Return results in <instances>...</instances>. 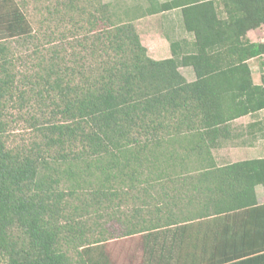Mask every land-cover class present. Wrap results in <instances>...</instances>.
<instances>
[{"label": "trees", "instance_id": "1", "mask_svg": "<svg viewBox=\"0 0 264 264\" xmlns=\"http://www.w3.org/2000/svg\"><path fill=\"white\" fill-rule=\"evenodd\" d=\"M46 1L37 27L0 0V263L264 264L246 220L264 158L219 166L207 138L264 108V42L249 37L264 0ZM176 8L194 40L168 36L172 56L155 59L135 20ZM25 115L40 138L9 146ZM122 205L124 235L108 237Z\"/></svg>", "mask_w": 264, "mask_h": 264}, {"label": "crops", "instance_id": "2", "mask_svg": "<svg viewBox=\"0 0 264 264\" xmlns=\"http://www.w3.org/2000/svg\"><path fill=\"white\" fill-rule=\"evenodd\" d=\"M166 1V0H160ZM152 20V22H150ZM148 21L147 30L149 34L158 35L157 41L163 55L152 56L155 59H164L172 56L170 38L189 41L194 40V36L185 32L183 28L182 11L179 8L147 16H141L135 20L137 28L139 24ZM138 31L142 36L139 28ZM257 30L249 32V37L257 41ZM143 39V38H142ZM252 75L256 83L260 82L261 66L259 59L250 60ZM182 73L189 81L196 79V74L191 66H182ZM210 143L212 145L211 153L219 166L234 163L242 160L263 159L264 158V108L239 115L233 119L219 123L209 132ZM209 143V144H210ZM257 208L260 213L251 214V218H246L251 222L252 227H258V230L264 229V186L256 187ZM256 208V207H254ZM262 209V210H261Z\"/></svg>", "mask_w": 264, "mask_h": 264}, {"label": "rangeland", "instance_id": "3", "mask_svg": "<svg viewBox=\"0 0 264 264\" xmlns=\"http://www.w3.org/2000/svg\"><path fill=\"white\" fill-rule=\"evenodd\" d=\"M26 1L28 2V4H26ZM106 1L112 2L114 4V7H116V9L120 12H122V10H124L128 5H132L136 3V0H106ZM44 2L46 3L47 1L46 0H18V3H20L21 5L25 4L26 9L28 5L29 16L31 20L34 22V26L36 25L37 27L40 26V20L43 19L42 17L44 16L46 12V9L44 7ZM150 22H152V20H150ZM45 24L48 25V22H45ZM147 25H149L148 21H144L141 24H139V27H138L143 36L141 37L142 43L148 48V53L151 57L163 55V53H160L161 48L158 47L159 46V43L157 41L158 35L149 34L148 30L146 29ZM255 37L257 38V40L264 42V28L257 30ZM13 43H15L16 49L18 50V52H21V54L26 53L27 50L31 48V45L23 46L22 44L18 42V40H13ZM27 117L28 116L25 115L23 118H18L13 122H12L13 118H10L11 121L9 122V126L5 134V137L7 139V143L9 146H14L16 144L21 145L24 143L30 144L37 137L40 138L38 135L39 132H37L34 129V127L30 125V122L27 120ZM129 208L130 207L128 205H122V209H121L122 211L118 212L115 215V218H113L114 219L113 221L111 220L108 221L107 223V226L109 229L108 237H111V235L113 236V233L115 237L118 236L116 238L122 237L124 235L125 228H124L123 223H121V221L122 219H126V216L130 214ZM125 211L128 214H126ZM119 217H120V220H119ZM129 245L127 247H124V246H120V244H114V247H115L114 249L119 251L121 253V256L128 255L130 252H134L137 249L138 244L134 241V242H131Z\"/></svg>", "mask_w": 264, "mask_h": 264}]
</instances>
